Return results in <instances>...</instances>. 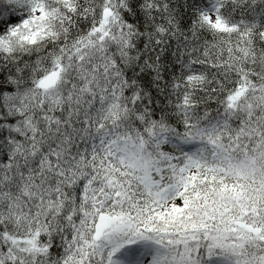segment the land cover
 Instances as JSON below:
<instances>
[{"label":"snow or ice","instance_id":"snow-or-ice-1","mask_svg":"<svg viewBox=\"0 0 264 264\" xmlns=\"http://www.w3.org/2000/svg\"><path fill=\"white\" fill-rule=\"evenodd\" d=\"M0 264H264V0H0Z\"/></svg>","mask_w":264,"mask_h":264}]
</instances>
